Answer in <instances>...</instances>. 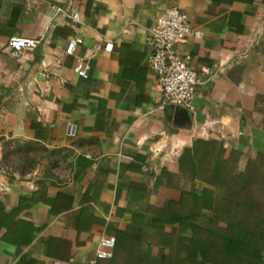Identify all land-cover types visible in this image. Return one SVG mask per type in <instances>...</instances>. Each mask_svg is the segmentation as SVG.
Returning <instances> with one entry per match:
<instances>
[{
	"label": "crops",
	"instance_id": "obj_1",
	"mask_svg": "<svg viewBox=\"0 0 264 264\" xmlns=\"http://www.w3.org/2000/svg\"><path fill=\"white\" fill-rule=\"evenodd\" d=\"M171 7L201 30L176 47L202 80L192 109L164 102L147 58ZM13 36L39 43L15 57ZM197 141L228 181L194 174ZM206 188L264 235V0H0V264H190L178 220L205 223Z\"/></svg>",
	"mask_w": 264,
	"mask_h": 264
},
{
	"label": "trees",
	"instance_id": "obj_2",
	"mask_svg": "<svg viewBox=\"0 0 264 264\" xmlns=\"http://www.w3.org/2000/svg\"><path fill=\"white\" fill-rule=\"evenodd\" d=\"M193 154L198 167L193 170L195 175L207 173V167L212 163V176L205 177L210 185L217 186L228 174L226 172L228 170L223 168V163L219 159V153L209 142L197 141L193 147ZM215 188L204 190L202 204L201 197L196 196L199 201L197 205H202L209 211L203 225L189 222L191 219L188 217H181L178 220L181 225L190 224L193 230L191 240L194 239L197 244V247L191 250L193 260L190 259L192 261L190 264H264V237L255 216L244 213L239 217L234 214L233 193L226 189L223 191L224 195L221 192L218 194ZM223 222L226 226L220 225Z\"/></svg>",
	"mask_w": 264,
	"mask_h": 264
},
{
	"label": "built area",
	"instance_id": "obj_3",
	"mask_svg": "<svg viewBox=\"0 0 264 264\" xmlns=\"http://www.w3.org/2000/svg\"><path fill=\"white\" fill-rule=\"evenodd\" d=\"M80 14L74 13L73 18L79 19ZM201 30L194 27L188 15L178 7L167 9L149 31L146 43L149 48L148 61L150 69L156 74L162 88L166 104L192 109L197 88L202 80L197 71L189 64V57L177 50V45L191 36H200ZM81 38H71L66 53L72 54ZM39 40L13 36L9 40L12 55L18 57L24 49L37 47ZM111 49L112 45L106 47ZM87 66L78 65L75 70L81 76H87ZM114 237H102L96 251V257L112 258L115 248ZM92 264H97L95 261Z\"/></svg>",
	"mask_w": 264,
	"mask_h": 264
},
{
	"label": "rangeland",
	"instance_id": "obj_4",
	"mask_svg": "<svg viewBox=\"0 0 264 264\" xmlns=\"http://www.w3.org/2000/svg\"><path fill=\"white\" fill-rule=\"evenodd\" d=\"M204 152V151H203ZM207 173L206 172H204L203 173V176L202 177H211L212 176V163L211 164H209L208 165V167H207ZM230 171V170H229ZM229 171H226V172H228L229 173ZM226 179H227V181L231 178L228 174L226 175ZM230 177V178H229ZM227 190H228V188H226ZM226 189H224V191L226 190ZM231 189V188H230ZM243 204V203H242ZM244 213H247V214H250V213H248V212H243V213H241L240 214V216H242ZM239 216V217H240ZM253 216V215H252ZM256 221H257V224H258V227H259V229H260V225H259V222H258V220L256 219ZM224 223V222H223ZM245 225V224H244ZM248 225V224H247ZM249 226H250V224H249ZM261 235L264 237V235L261 233Z\"/></svg>",
	"mask_w": 264,
	"mask_h": 264
},
{
	"label": "water",
	"instance_id": "obj_5",
	"mask_svg": "<svg viewBox=\"0 0 264 264\" xmlns=\"http://www.w3.org/2000/svg\"><path fill=\"white\" fill-rule=\"evenodd\" d=\"M183 117H184V119H190V117L187 114L186 115H183Z\"/></svg>",
	"mask_w": 264,
	"mask_h": 264
}]
</instances>
